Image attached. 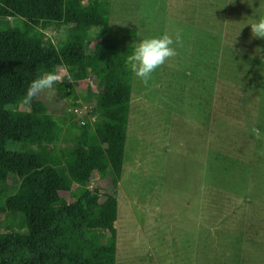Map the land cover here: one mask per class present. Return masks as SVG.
I'll use <instances>...</instances> for the list:
<instances>
[{
    "label": "rangeland",
    "instance_id": "obj_1",
    "mask_svg": "<svg viewBox=\"0 0 264 264\" xmlns=\"http://www.w3.org/2000/svg\"><path fill=\"white\" fill-rule=\"evenodd\" d=\"M110 2L111 35L134 29L138 45L182 30L183 39L147 87L133 75L116 264H264V143L248 131L253 123L264 131V39L247 24L264 16V0ZM46 35L61 39L52 29ZM75 89L99 92L91 79ZM38 97L57 120H96L92 106L60 99L55 85ZM62 129L57 148L77 134ZM110 185L97 175L92 182L104 192Z\"/></svg>",
    "mask_w": 264,
    "mask_h": 264
},
{
    "label": "trees",
    "instance_id": "obj_2",
    "mask_svg": "<svg viewBox=\"0 0 264 264\" xmlns=\"http://www.w3.org/2000/svg\"><path fill=\"white\" fill-rule=\"evenodd\" d=\"M110 17V0H0V215L7 225L0 264H116L134 75L126 59L137 31L111 35ZM51 29L60 40L47 38ZM59 68L66 71L55 84L59 98L82 108L81 97L95 121L57 120L39 97L24 102L34 79ZM84 79L99 92L79 95L75 84ZM66 124L77 134L57 148ZM95 175L109 178L105 192L92 188Z\"/></svg>",
    "mask_w": 264,
    "mask_h": 264
},
{
    "label": "clouds",
    "instance_id": "obj_3",
    "mask_svg": "<svg viewBox=\"0 0 264 264\" xmlns=\"http://www.w3.org/2000/svg\"><path fill=\"white\" fill-rule=\"evenodd\" d=\"M247 24L251 26L252 37L264 39V16ZM182 44V30H177L174 36L165 33L158 37L145 38L134 46L126 63L131 72L147 87L157 69L178 55L177 48ZM62 79L63 73L56 70L39 75L26 89L24 102L30 103L42 93L54 90V85L62 82ZM248 131L255 140L264 143V131L255 123L249 126Z\"/></svg>",
    "mask_w": 264,
    "mask_h": 264
}]
</instances>
